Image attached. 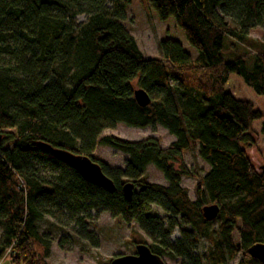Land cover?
I'll return each mask as SVG.
<instances>
[{"label":"trees","instance_id":"obj_1","mask_svg":"<svg viewBox=\"0 0 264 264\" xmlns=\"http://www.w3.org/2000/svg\"><path fill=\"white\" fill-rule=\"evenodd\" d=\"M129 3L0 0V259L8 251L12 264H47L52 239L38 222L56 218L64 205L81 228L78 236L93 245L85 220L91 211L107 212L136 223L151 252L180 264H226L237 255L235 264H264L248 253L264 244V163L250 156L257 142L252 125L264 114L225 90L235 74L264 96V52L244 48L249 30L264 27V0H149L160 20L174 18L198 53L194 61L170 39L159 42L160 58H145L122 25ZM135 89L150 97L147 106L136 103ZM116 123L158 124L174 140L162 147L152 136L100 137ZM97 144L124 153L123 167L93 157ZM46 147L89 156L114 190L85 181ZM193 148L209 166L195 200L180 185L192 175L182 158ZM36 161L60 169L55 182L38 175ZM148 165L167 185L145 180ZM126 182L133 184L129 200ZM210 204L219 211L208 221L202 208ZM204 241L208 246L198 252Z\"/></svg>","mask_w":264,"mask_h":264},{"label":"rangeland","instance_id":"obj_2","mask_svg":"<svg viewBox=\"0 0 264 264\" xmlns=\"http://www.w3.org/2000/svg\"><path fill=\"white\" fill-rule=\"evenodd\" d=\"M125 17L122 25L134 38L145 58H160L158 44L160 41L167 39L179 42L183 50L190 55L192 61L198 56L197 51L188 44L183 31L176 25L174 18L169 17L166 20H160L157 12L151 7L149 0H130ZM84 21L85 16H77V22ZM248 38L250 40L246 41L245 47L240 46L241 48L244 47L253 54L260 51L264 52V27L257 26L250 29ZM226 44L227 41L225 40V47ZM225 58H227L226 55ZM250 61L251 58L247 57L246 63L249 70ZM225 90L237 99L250 101L257 110L264 114V96L255 94L243 83L240 77L231 74L225 85ZM263 122L264 120L256 121L252 125L257 133V142L254 150H251L250 156L257 165L260 161L261 164L264 163V135L261 131ZM108 134L125 140H139L152 136L159 140L162 147L168 146L174 140V136L158 124L145 128H134L123 123H116L112 128L104 129L100 137ZM91 155L110 167H123L126 158L124 153L101 144L95 146ZM182 163L192 175L183 176L180 185L187 189L190 199L195 200V186L209 170V166L198 155V148L186 151L183 154ZM175 166L178 165L175 164ZM35 167L38 175L50 182H55L56 175L60 173L59 168L47 162L36 161ZM144 178L150 183L167 185L160 170L153 165L146 167ZM43 186L49 189V186ZM62 208L64 209L56 218L45 216L38 222L39 230L47 233L52 239L50 254L45 259L47 264H109L111 258L117 255L134 253L135 242L147 245L151 243L136 223L127 224L118 217H111L107 212H101L95 216L91 211L90 217L85 220V230L94 235L97 245H93L88 239L78 236L77 233L81 230L80 226H77L68 217L64 205ZM53 209H56V207ZM157 215L163 216V212L158 210ZM212 227L214 228L215 224ZM177 237L178 229H175L170 238L174 240ZM233 238L235 242L238 241L237 232L233 233ZM204 246L207 247L208 243L205 241L199 242L196 250L200 252ZM238 257L237 255L234 259L227 261L226 264H235ZM162 258L166 264H180L181 262L179 258H170L166 255H163ZM0 264H12L10 252L3 256Z\"/></svg>","mask_w":264,"mask_h":264},{"label":"water","instance_id":"obj_3","mask_svg":"<svg viewBox=\"0 0 264 264\" xmlns=\"http://www.w3.org/2000/svg\"><path fill=\"white\" fill-rule=\"evenodd\" d=\"M133 97L136 103L145 107L150 103V97L142 89H135L133 91ZM50 150L52 156L75 170L79 176L87 182H90L98 187L103 188L107 192L114 190V184L112 180L107 177L101 166L93 161L87 155L76 154L68 150L61 148L46 147ZM133 189L131 182H126L122 186V191L126 200H129ZM218 206L216 204L206 205L202 208V215L205 220H213L218 214ZM248 253L259 259L264 263V244H254L248 249ZM109 264H166L162 257L151 252L149 246L145 243H137L132 254L117 255L109 261Z\"/></svg>","mask_w":264,"mask_h":264},{"label":"built area","instance_id":"obj_4","mask_svg":"<svg viewBox=\"0 0 264 264\" xmlns=\"http://www.w3.org/2000/svg\"><path fill=\"white\" fill-rule=\"evenodd\" d=\"M7 253H8V251H7ZM0 262H1V259H0Z\"/></svg>","mask_w":264,"mask_h":264}]
</instances>
